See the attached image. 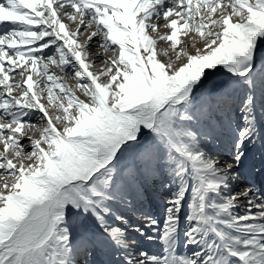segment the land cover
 I'll return each mask as SVG.
<instances>
[{
	"label": "snow or ice",
	"instance_id": "obj_1",
	"mask_svg": "<svg viewBox=\"0 0 264 264\" xmlns=\"http://www.w3.org/2000/svg\"><path fill=\"white\" fill-rule=\"evenodd\" d=\"M0 264H264V0H0Z\"/></svg>",
	"mask_w": 264,
	"mask_h": 264
},
{
	"label": "rangeland",
	"instance_id": "obj_2",
	"mask_svg": "<svg viewBox=\"0 0 264 264\" xmlns=\"http://www.w3.org/2000/svg\"><path fill=\"white\" fill-rule=\"evenodd\" d=\"M163 46V45H162ZM110 53H105V55H109ZM69 83H74V81L69 80Z\"/></svg>",
	"mask_w": 264,
	"mask_h": 264
}]
</instances>
